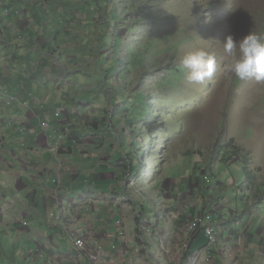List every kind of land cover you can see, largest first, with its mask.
I'll return each mask as SVG.
<instances>
[{"label": "rangeland", "instance_id": "rangeland-1", "mask_svg": "<svg viewBox=\"0 0 264 264\" xmlns=\"http://www.w3.org/2000/svg\"><path fill=\"white\" fill-rule=\"evenodd\" d=\"M249 31L264 34V0H0V119L17 122L22 134L30 119L46 120L48 125L40 128L53 133L54 141L68 134L77 147L79 139L122 132L119 156L131 148L134 154L139 150V156L131 154L130 169L125 159L123 176L115 168L123 164L118 158L108 159L113 168L101 173L114 174L143 204L145 245L153 242L158 255L169 246L159 232L168 224L172 232V221L184 208L196 207L193 215L208 210L207 220L215 224L219 238L221 224L226 240L231 228L243 233L247 226L248 233L264 239V82L230 76L225 66L231 57L218 42L228 35L238 41ZM195 49L216 58L217 70L204 84H189L180 68V57ZM56 60L59 64L54 65ZM29 91L41 102L33 95L25 99ZM35 102L45 108L31 107ZM81 120L79 127L72 126ZM163 121L168 124L165 133L154 132L156 144L148 140L143 146L139 128L145 122L161 126ZM63 145L58 155L70 151ZM229 146L220 155L224 163L216 164L217 157L211 162L219 149ZM233 148L239 155L234 156ZM15 152L14 164L20 166L18 148ZM92 164L93 158L88 162ZM210 164L213 175L204 173ZM17 182L0 173V203L18 189ZM215 195L221 207L213 203ZM64 199L67 208L76 211L84 197L79 206L76 196ZM228 222L234 226L229 228ZM176 225L186 231V224ZM11 241H16L15 249L25 245L21 236ZM185 245L183 235L171 241L174 250ZM211 248L215 251L217 245ZM244 264H258V259Z\"/></svg>", "mask_w": 264, "mask_h": 264}, {"label": "crops", "instance_id": "crops-1", "mask_svg": "<svg viewBox=\"0 0 264 264\" xmlns=\"http://www.w3.org/2000/svg\"><path fill=\"white\" fill-rule=\"evenodd\" d=\"M17 46L19 47V45ZM6 120L8 122L0 119V173L18 180L16 183L18 189L10 192L9 198L0 203V264H94L89 260L88 253L95 251L97 246L102 247L100 264H244L246 261L250 262L255 259H258V264H264V239L256 238L248 233L249 226L245 227L243 233H238L231 228L234 225L229 222L228 224L231 225L229 240L224 238L225 228L219 224L221 236L216 244L217 249L212 250L213 259L211 262H207L204 250L207 241L203 233L197 231L188 234L186 231H180L183 230L182 225L180 227L176 225L177 223L187 225L192 218L194 209L198 210L196 207L189 211H186L185 208V211L180 210L179 217H174L172 221H175L172 223V232L169 231V224L159 232L169 244L167 250L158 255L154 250L153 242L150 243V246H146L145 236L139 237L137 229V218L141 219L140 211L143 204L140 201L137 202L135 197L129 194L127 184L122 179L120 180L123 183H119V179L115 180L114 174L101 173L113 168L107 161L108 159L118 158L123 164L114 167L123 173L122 176L124 175L127 166L125 159L127 158L129 163L130 154L134 150L131 148L128 151H122L119 156L118 146L121 145L119 147L121 149L124 143L121 141L120 132H111L107 138L88 136L79 139L80 143L77 147L72 138L67 137L68 134H64L66 135L65 139L60 137L54 141L53 133H48L40 128L39 119H30L31 124L28 126L23 123L26 127V134H22L17 129V122L12 123V120ZM80 122L78 126L77 122H72V126L77 128L84 121ZM88 123L90 124V122ZM91 127L89 126V128ZM34 128L36 131L33 132ZM26 138L30 139L29 144ZM25 140L26 145L23 146L21 143ZM66 140L70 145L66 144L68 143ZM62 144H64L65 151H70L66 155L53 154L51 149L61 147ZM15 147L18 148V156L23 161L20 166L15 165L13 161L12 154H16ZM80 155L82 157L79 160ZM71 156H75V158ZM92 158L93 164L88 165ZM62 159H66V162L71 163V166L66 165L65 162L62 164ZM75 161H80V164L85 167L80 168ZM59 163L62 165L59 166ZM108 163L110 167H108ZM128 168L130 169L129 164ZM57 176H59L60 184L64 189L62 193L57 192V184L53 183ZM160 182L161 180L158 181V183ZM44 183L49 186H45ZM191 186L193 185L191 184ZM107 188L109 191H106ZM20 191L22 196L21 199H18ZM69 194L76 196L74 203L78 206L79 199L84 197L79 210L72 211L69 210V207L67 208L68 200L64 197ZM208 195L209 193L206 192L205 196ZM62 207L65 210H62ZM53 209H58L62 214V222L57 224L47 222L48 213L57 214V211ZM211 215L215 216L213 213ZM232 215L235 216V213L232 212ZM167 219L169 220V218ZM119 221L123 223L127 242L117 237L116 223ZM25 222H28L27 225ZM143 222L144 219L142 220L144 229ZM239 223H242L241 219ZM71 232L84 239L85 251L80 253L76 250L74 242L70 238ZM182 235L186 245L177 246L174 250L171 246L172 239L180 238ZM3 236L10 237V240H3ZM20 236L22 242L25 238V245L23 247L21 243L15 249L16 241L12 242L11 239ZM246 239L249 240L248 243L245 242ZM147 240L150 241L149 238ZM248 254L251 255L248 256ZM157 261L160 262L157 263Z\"/></svg>", "mask_w": 264, "mask_h": 264}, {"label": "clouds", "instance_id": "clouds-1", "mask_svg": "<svg viewBox=\"0 0 264 264\" xmlns=\"http://www.w3.org/2000/svg\"><path fill=\"white\" fill-rule=\"evenodd\" d=\"M218 42L222 45L224 52L229 57H231L230 62L225 66V70L228 74H230V76L234 75L236 78H238L241 81L254 79L256 82H264V34H258L249 31L247 35L243 36L238 41L234 40L231 35H228L224 38L223 42L221 41ZM45 46L46 44L42 45V47ZM53 55L55 56L56 53H54ZM56 64H59L58 60L55 61L54 65ZM179 64L181 71L184 74L185 80L189 84H204L206 81L212 79L213 75L217 70L215 55L209 53L204 49H195L184 53L179 59ZM53 68L55 69V67ZM29 95H33L36 97L35 93L29 91V94L24 98L25 99L30 98ZM31 99L33 100L34 98L31 97ZM36 99L37 101L41 102L40 98L36 97ZM20 102L27 105L26 100L22 99L20 100ZM31 107H36L37 109L43 107L44 109L45 105L42 103L39 107V103L37 104L35 102L34 106L31 104ZM56 118H61V117H56ZM41 121L46 122V120L39 119L40 126H41ZM108 124L111 126V130H112V126H113L112 120H110ZM120 134H122V132H120ZM121 141H123V137H121ZM54 148H59V151L57 152L53 151ZM54 148L51 149L52 153L59 154L61 148L60 147H54ZM128 164L129 167L132 166V164L131 165L130 163Z\"/></svg>", "mask_w": 264, "mask_h": 264}, {"label": "built area", "instance_id": "built-area-1", "mask_svg": "<svg viewBox=\"0 0 264 264\" xmlns=\"http://www.w3.org/2000/svg\"><path fill=\"white\" fill-rule=\"evenodd\" d=\"M56 117H61V115L56 114ZM41 126L43 128L46 127L47 122L41 121ZM25 145L26 144H23V146H25ZM53 151L57 152V151H59V148H56V149L54 148ZM53 183L57 184V188H58L57 192L58 193H62L64 191V189L62 188V186L60 184V178H58V177L55 178L53 180ZM80 208H78L77 210H79ZM61 209L65 210L63 207ZM209 216L210 215H208V214L193 215L192 218L189 220V222L186 225V233L192 234L194 232L201 230V232L205 236L207 244H206L204 250L206 251V261L207 262H211V260L213 259V251H212L211 247L219 242V235L216 232L215 224L207 220V217H209ZM46 220L50 224H57L59 222H62L63 216L60 213L55 214L54 212H50L47 214ZM27 223L28 222H25V225H27ZM116 226L118 228L117 237L119 239H121L122 241L127 242L128 239L126 236V232L123 228L122 221L117 222ZM70 238L73 240L74 246L78 252L81 253V252L85 251L86 243L82 237H78L76 233L71 232ZM75 257H78V256H75ZM101 257H102V247L101 246H97L95 251L88 253L89 260L91 262H93L94 264H100ZM54 264H58V263H54Z\"/></svg>", "mask_w": 264, "mask_h": 264}, {"label": "trees", "instance_id": "trees-1", "mask_svg": "<svg viewBox=\"0 0 264 264\" xmlns=\"http://www.w3.org/2000/svg\"><path fill=\"white\" fill-rule=\"evenodd\" d=\"M171 69H173L174 70V72H178L180 69L178 68V67H174V68H171ZM170 69V70H171ZM145 96L144 95H141V99H142V101H144L145 100V98H144ZM131 110H132V108H131ZM136 110H137V108H136ZM148 112L149 113H151L152 112V109H149L148 110ZM169 111H167V112H165V113H168ZM144 115H142L141 117H143ZM170 117V116H169ZM144 119H145V117H144ZM149 120V119H148ZM160 125L161 126H157L156 124H154L153 123V125H149V123L148 122H145L144 123V127L142 128V129H140L139 128V130H138V132H140V135L141 134H143V136H145V137H141V143H143V146H146V142L149 140L150 141V143L152 144V143H155L156 144V139H153V133L154 132H160V131H164L163 133H165V130H167L168 129V124H166V121L164 122H162V123H160ZM142 130V131H141ZM150 136L152 137V139L150 140ZM139 140V139H138ZM234 147V146H233ZM231 148V146H229V147H224V148H221V149H219L218 151H217V155L216 154H214V158L212 157L210 160H211V162H213V160H215V157H217V162H216V164L217 163H224V161L225 160H222V161H220L219 159H220V155L221 154H225V151L227 150V149H230ZM233 149H235L236 151H234V152H232V153H234V156L236 155H239V150L238 149H236V148H233ZM133 150V149H132ZM138 152H139V150H137ZM136 151V152H137ZM143 152H145V149H144V147H143V150H142ZM132 154V153H131ZM131 154H130V156H131ZM150 154H152V153H150ZM132 155H135L136 157H138L139 156V154L138 153H136V154H132ZM193 155V154H192ZM200 155H202V154H200ZM156 156V160L158 161V162H160V163H163V161H162V159H160V156H158V155H155ZM229 156V155H228ZM228 156H226V157H228ZM237 161H238V159H237ZM228 162H231V160H229V161H226V163H228ZM129 163H130V165L132 164V162L131 161H129ZM242 165H243V169H245V174H247L249 171L246 169V167H247V163L244 161L243 163H241ZM133 165V164H132ZM209 169H205V171H204V173H207L208 171H210L211 173H212V175H213V172L211 171L214 167H213V164H210L209 165ZM204 175H206V174H204ZM201 186V185H200ZM220 197H224L225 198V196L224 195H220ZM210 199V198H209ZM215 199H217V200H215L213 203L215 204L216 202H217V205H218V207H221L220 205H219V201H218V195H215ZM141 211H140V215H141V217H142V219H140V218H137V229H138V235H139V237L140 236H142V237H144L145 236V234H144V232H143V229H142V220L144 219V209H143V207H141ZM221 211H223V209H221ZM220 211V212H221ZM207 212V211H206ZM206 212H204V213H202V214H205ZM219 212V213H220ZM210 213V212H209ZM222 214L220 213V216H221Z\"/></svg>", "mask_w": 264, "mask_h": 264}, {"label": "bare ground", "instance_id": "bare-ground-1", "mask_svg": "<svg viewBox=\"0 0 264 264\" xmlns=\"http://www.w3.org/2000/svg\"><path fill=\"white\" fill-rule=\"evenodd\" d=\"M201 231V230H200Z\"/></svg>", "mask_w": 264, "mask_h": 264}]
</instances>
